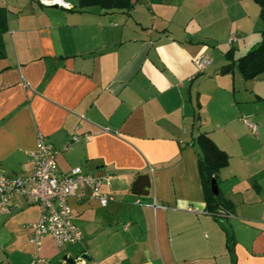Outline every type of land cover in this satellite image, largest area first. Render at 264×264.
<instances>
[{
    "label": "crops",
    "instance_id": "crops-1",
    "mask_svg": "<svg viewBox=\"0 0 264 264\" xmlns=\"http://www.w3.org/2000/svg\"><path fill=\"white\" fill-rule=\"evenodd\" d=\"M63 1L69 8L0 0V170L29 174L41 135L61 173L80 167L107 179L113 201L69 198L81 242L45 238L37 255L50 264H230L229 233L235 264H264V73L244 80L225 57L260 42L259 6L136 0L125 12ZM202 56L209 65L199 71ZM200 134L228 156L217 174L227 220L205 213ZM139 175L149 178L146 196L131 190ZM39 215L22 205L0 216V264H29Z\"/></svg>",
    "mask_w": 264,
    "mask_h": 264
},
{
    "label": "built area",
    "instance_id": "built-area-1",
    "mask_svg": "<svg viewBox=\"0 0 264 264\" xmlns=\"http://www.w3.org/2000/svg\"><path fill=\"white\" fill-rule=\"evenodd\" d=\"M43 7L69 8L63 0H36ZM236 41V37L228 38V44ZM209 65L207 57H199L195 61L197 70L201 71ZM251 131L255 127L245 119H241ZM73 141L78 138L74 137ZM58 152L46 142L41 135L37 137L34 149L28 152L31 171L27 175H7L0 170V216H9L24 206H37L39 218L30 225L29 242L36 253L29 264H50L39 257L37 252L45 238H50L56 246H74L81 242L82 235L74 223V216L67 200L94 199L101 207L113 201V196L103 191L109 186L107 179L86 174L80 167L61 173L57 167ZM21 198L22 204L16 199ZM139 203L138 201L134 202ZM206 214L219 221L233 217V212L219 208L215 213Z\"/></svg>",
    "mask_w": 264,
    "mask_h": 264
},
{
    "label": "trees",
    "instance_id": "trees-1",
    "mask_svg": "<svg viewBox=\"0 0 264 264\" xmlns=\"http://www.w3.org/2000/svg\"><path fill=\"white\" fill-rule=\"evenodd\" d=\"M135 1L136 0H77V7L83 10L97 8L103 11L129 12L132 10ZM253 1L259 6V20L262 25L260 42L257 43L256 47L236 60L233 59V50H229L225 53V57L230 61V65H236L238 72L244 80H253L264 73V0ZM6 29V12L0 9V58L4 56L1 36L6 32ZM195 143L199 149L197 166L205 189V211L207 213H215L219 208L232 211V204L224 199L221 193L218 192L217 195H213L210 191L211 181H215L217 185V174L222 168L227 166L228 156L218 149L205 134L198 135L195 139ZM226 249L230 256V264H235L233 239L229 233L226 234Z\"/></svg>",
    "mask_w": 264,
    "mask_h": 264
},
{
    "label": "water",
    "instance_id": "water-1",
    "mask_svg": "<svg viewBox=\"0 0 264 264\" xmlns=\"http://www.w3.org/2000/svg\"><path fill=\"white\" fill-rule=\"evenodd\" d=\"M229 68H226L224 70H222L223 73L228 72ZM149 187V178L147 175H139L136 177V179L134 180V182L132 183L131 186V190L133 192V194L135 195H143L146 196L147 195V191L145 190L146 188ZM210 190L211 193L213 195H217L218 194V190H217V185L215 183V181H211V186H210ZM66 258L64 257V260ZM67 263L73 264L72 260H68Z\"/></svg>",
    "mask_w": 264,
    "mask_h": 264
}]
</instances>
